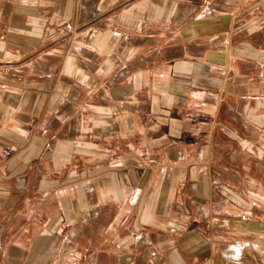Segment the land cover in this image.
Listing matches in <instances>:
<instances>
[{"label":"crops","instance_id":"crops-1","mask_svg":"<svg viewBox=\"0 0 264 264\" xmlns=\"http://www.w3.org/2000/svg\"><path fill=\"white\" fill-rule=\"evenodd\" d=\"M0 264H264V0H0Z\"/></svg>","mask_w":264,"mask_h":264}]
</instances>
